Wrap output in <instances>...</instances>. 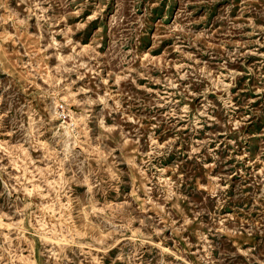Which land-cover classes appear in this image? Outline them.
<instances>
[{"label":"rangeland","instance_id":"rangeland-1","mask_svg":"<svg viewBox=\"0 0 264 264\" xmlns=\"http://www.w3.org/2000/svg\"><path fill=\"white\" fill-rule=\"evenodd\" d=\"M0 264H264V0H0Z\"/></svg>","mask_w":264,"mask_h":264},{"label":"built area","instance_id":"built-area-1","mask_svg":"<svg viewBox=\"0 0 264 264\" xmlns=\"http://www.w3.org/2000/svg\"><path fill=\"white\" fill-rule=\"evenodd\" d=\"M62 113H63L64 116L66 115L64 107L62 108Z\"/></svg>","mask_w":264,"mask_h":264},{"label":"bare ground","instance_id":"bare-ground-1","mask_svg":"<svg viewBox=\"0 0 264 264\" xmlns=\"http://www.w3.org/2000/svg\"><path fill=\"white\" fill-rule=\"evenodd\" d=\"M76 120V119H75ZM77 122V121H76ZM137 162V161H136ZM2 220V219H1ZM121 241V240H120Z\"/></svg>","mask_w":264,"mask_h":264}]
</instances>
